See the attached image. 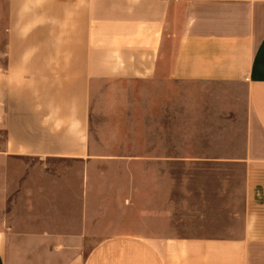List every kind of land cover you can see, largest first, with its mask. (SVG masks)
I'll list each match as a JSON object with an SVG mask.
<instances>
[{"label":"crops","instance_id":"obj_1","mask_svg":"<svg viewBox=\"0 0 264 264\" xmlns=\"http://www.w3.org/2000/svg\"><path fill=\"white\" fill-rule=\"evenodd\" d=\"M0 2V264H264V0Z\"/></svg>","mask_w":264,"mask_h":264},{"label":"rangeland","instance_id":"obj_2","mask_svg":"<svg viewBox=\"0 0 264 264\" xmlns=\"http://www.w3.org/2000/svg\"><path fill=\"white\" fill-rule=\"evenodd\" d=\"M3 6H4V3H3V2H0V8L3 7ZM0 38H1V35H0ZM4 90H5V88H4L3 84L0 83V91H4ZM232 183H233V185H234V184H235V180H233ZM233 185H232V186H233ZM234 186H236V185H234ZM230 187H231V186H230Z\"/></svg>","mask_w":264,"mask_h":264}]
</instances>
